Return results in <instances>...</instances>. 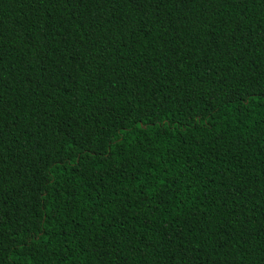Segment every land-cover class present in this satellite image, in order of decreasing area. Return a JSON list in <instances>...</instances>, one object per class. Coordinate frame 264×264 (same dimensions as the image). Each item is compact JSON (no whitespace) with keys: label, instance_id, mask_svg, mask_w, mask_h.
Wrapping results in <instances>:
<instances>
[{"label":"trees","instance_id":"1","mask_svg":"<svg viewBox=\"0 0 264 264\" xmlns=\"http://www.w3.org/2000/svg\"><path fill=\"white\" fill-rule=\"evenodd\" d=\"M0 264H264V0H0Z\"/></svg>","mask_w":264,"mask_h":264}]
</instances>
